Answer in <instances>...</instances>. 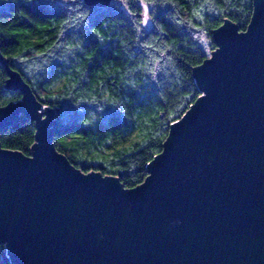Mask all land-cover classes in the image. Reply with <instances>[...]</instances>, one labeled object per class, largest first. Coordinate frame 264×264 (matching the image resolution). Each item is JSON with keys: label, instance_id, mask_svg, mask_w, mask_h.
<instances>
[{"label": "water", "instance_id": "1", "mask_svg": "<svg viewBox=\"0 0 264 264\" xmlns=\"http://www.w3.org/2000/svg\"><path fill=\"white\" fill-rule=\"evenodd\" d=\"M213 37L194 70L202 96L131 190L61 154L54 113L8 71L23 98L0 107V132L20 117L36 127L30 156L0 145V245L13 264H264V0L246 32L226 21Z\"/></svg>", "mask_w": 264, "mask_h": 264}, {"label": "trees", "instance_id": "2", "mask_svg": "<svg viewBox=\"0 0 264 264\" xmlns=\"http://www.w3.org/2000/svg\"><path fill=\"white\" fill-rule=\"evenodd\" d=\"M253 12L254 0H0V107L23 98L6 86L16 71L54 113L57 150L134 189L202 96L194 70L217 50L213 31L246 32ZM35 143L26 117L0 132L7 150L30 156ZM0 264H13L4 245Z\"/></svg>", "mask_w": 264, "mask_h": 264}]
</instances>
